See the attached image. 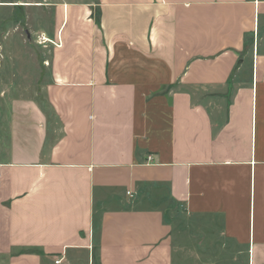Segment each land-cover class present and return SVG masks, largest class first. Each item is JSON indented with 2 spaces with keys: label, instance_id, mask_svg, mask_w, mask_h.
Listing matches in <instances>:
<instances>
[{
  "label": "crops",
  "instance_id": "crops-1",
  "mask_svg": "<svg viewBox=\"0 0 264 264\" xmlns=\"http://www.w3.org/2000/svg\"><path fill=\"white\" fill-rule=\"evenodd\" d=\"M66 7L11 104L0 264H264V0Z\"/></svg>",
  "mask_w": 264,
  "mask_h": 264
},
{
  "label": "rangeland",
  "instance_id": "rangeland-1",
  "mask_svg": "<svg viewBox=\"0 0 264 264\" xmlns=\"http://www.w3.org/2000/svg\"><path fill=\"white\" fill-rule=\"evenodd\" d=\"M97 1L0 0V162L6 159L9 150L13 100L36 98L43 87L52 83L54 55L63 47L57 34L63 18L64 22L67 20L66 6L68 12L73 8L86 10ZM6 3L11 6H1ZM79 15L82 19L87 17L85 12ZM70 16L73 18V10ZM41 36L48 41L42 43ZM245 263V254L238 251L224 253L217 261V264Z\"/></svg>",
  "mask_w": 264,
  "mask_h": 264
},
{
  "label": "built area",
  "instance_id": "built-area-1",
  "mask_svg": "<svg viewBox=\"0 0 264 264\" xmlns=\"http://www.w3.org/2000/svg\"><path fill=\"white\" fill-rule=\"evenodd\" d=\"M40 40L42 41V43H46V42L48 41L47 38L42 37V36H41ZM60 263H61L60 260H57V261L55 262V264H60Z\"/></svg>",
  "mask_w": 264,
  "mask_h": 264
}]
</instances>
